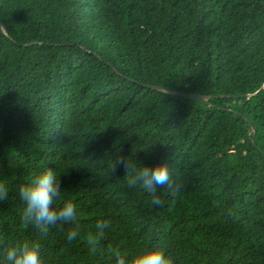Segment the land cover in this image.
<instances>
[{
    "label": "trees",
    "instance_id": "obj_1",
    "mask_svg": "<svg viewBox=\"0 0 264 264\" xmlns=\"http://www.w3.org/2000/svg\"><path fill=\"white\" fill-rule=\"evenodd\" d=\"M0 24V264L24 240L42 264L149 245L173 264H264V0H0ZM118 156L167 160L179 191L152 205ZM45 169L77 220L41 232L18 187Z\"/></svg>",
    "mask_w": 264,
    "mask_h": 264
},
{
    "label": "clouds",
    "instance_id": "obj_2",
    "mask_svg": "<svg viewBox=\"0 0 264 264\" xmlns=\"http://www.w3.org/2000/svg\"><path fill=\"white\" fill-rule=\"evenodd\" d=\"M0 31L6 32V26L0 24ZM116 164L125 169V176L130 187H140L151 197V204L156 207L163 206L158 194V188H169L172 192L179 191L173 181L172 170L167 160H161L151 166L141 165L137 167L127 157L118 156L112 165ZM59 176L52 169H45L35 175L28 184L18 187V195L23 203L22 220L25 224H31L41 232H47L49 226H57L65 223L72 224L77 220V210L71 201L63 199ZM8 187L0 182V202L8 199ZM109 226L108 221L99 220L95 225V232H89L86 243L92 254L97 252L104 238V230ZM79 225L67 233L69 242L79 235ZM4 257V264H42L39 247L28 240L18 242L8 247ZM114 264H173V259L166 254L159 245L144 246L136 251L125 254L118 248L110 249Z\"/></svg>",
    "mask_w": 264,
    "mask_h": 264
},
{
    "label": "water",
    "instance_id": "obj_3",
    "mask_svg": "<svg viewBox=\"0 0 264 264\" xmlns=\"http://www.w3.org/2000/svg\"><path fill=\"white\" fill-rule=\"evenodd\" d=\"M150 86L153 87L154 89L161 90V91H164V92H167V93H171V94H174L176 96H181V97H184V98L195 100V101H198V102H201V103H204V104L207 103L206 95L194 94V93H186V92H182V91H177V90L163 88V87L158 86V85H150ZM262 89H264V87ZM246 98H248V97H246ZM248 125H249V133H250L251 130H252V126L250 125V123H248Z\"/></svg>",
    "mask_w": 264,
    "mask_h": 264
}]
</instances>
